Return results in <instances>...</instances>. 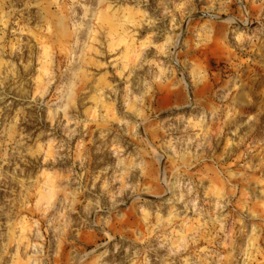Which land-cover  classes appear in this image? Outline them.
Listing matches in <instances>:
<instances>
[{"label":"rangeland","instance_id":"374dc122","mask_svg":"<svg viewBox=\"0 0 264 264\" xmlns=\"http://www.w3.org/2000/svg\"><path fill=\"white\" fill-rule=\"evenodd\" d=\"M0 264H264V0H0Z\"/></svg>","mask_w":264,"mask_h":264}]
</instances>
